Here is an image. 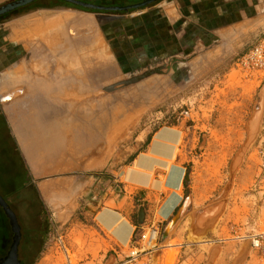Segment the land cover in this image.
Returning a JSON list of instances; mask_svg holds the SVG:
<instances>
[{
  "label": "rangeland",
  "instance_id": "rangeland-1",
  "mask_svg": "<svg viewBox=\"0 0 264 264\" xmlns=\"http://www.w3.org/2000/svg\"><path fill=\"white\" fill-rule=\"evenodd\" d=\"M8 1L0 0V5ZM50 3L55 2H42ZM223 3L177 0L172 5L162 0L155 7L122 14L98 12L101 18L89 17L104 37L97 40L94 35L93 45L97 40L95 45L102 46L105 40L106 58H90V71L78 70L77 76H89L92 85L101 88L147 70L160 68V72L137 83L118 84L115 90L91 97L81 102L78 110L69 111L70 118L91 121L86 130L88 144L99 141L88 163L89 168L96 169L87 175L99 179L77 193L75 211L54 206L49 197H42L36 186L38 180L16 150L20 143L17 134L10 123L3 125L0 114V195L21 225L24 264H264V254L250 243L252 234L264 231V112L260 131L248 142L250 119L262 91L264 101V69L248 71L236 64L242 54L264 41V0H231L230 39L220 33L227 24L226 19L221 21L225 8L219 9V4ZM48 12L54 16L61 13ZM68 13H61L65 16L58 23L74 18L75 12ZM108 15L118 19H105ZM47 20L43 28L50 33L58 23L47 24ZM56 39L46 42L48 47H53L59 40ZM37 57L33 63L39 64L34 67L32 63L33 69L43 66L44 57ZM24 59L0 58V71L14 67L12 74L8 71L2 78L7 75L14 82L28 74L30 81L32 71L23 63L14 66ZM69 59L74 62L71 68L78 59L81 63L88 60L76 59L72 54ZM53 61L57 58L44 59L50 67L47 74L59 80ZM58 65L56 69L62 70L61 65L66 68L62 63ZM16 68H23L22 76H14L19 71ZM60 97L63 100L67 96ZM61 114L65 116L66 112ZM20 115L23 120L25 113ZM173 124L180 125L183 131L181 150L191 174L188 210L164 242L168 221L161 226L158 246L153 250H142L144 244L130 243L120 254L109 251L106 237L93 220L95 211L104 205L112 206L110 200L120 193L116 174L121 175L122 167L131 161L141 136ZM117 125L123 130L112 143L110 135ZM34 128L39 127H30V132L26 129L27 137L34 136ZM75 128L76 133L82 131ZM35 136L28 140L34 150L42 135ZM194 200L197 206L213 200L222 202V206L216 215L201 220L199 211L210 209V204L192 211ZM189 201L188 198L184 208ZM4 226L10 234L8 220L0 208V237Z\"/></svg>",
  "mask_w": 264,
  "mask_h": 264
},
{
  "label": "crops",
  "instance_id": "crops-1",
  "mask_svg": "<svg viewBox=\"0 0 264 264\" xmlns=\"http://www.w3.org/2000/svg\"><path fill=\"white\" fill-rule=\"evenodd\" d=\"M164 1L173 5L177 0ZM222 1L225 4H219V9L225 8L221 12L225 15L221 21L226 19L227 24H223L220 33L224 38L230 39L231 0ZM48 11H59L65 14L69 12L68 15L70 12L75 13L72 16L74 18H70L72 22L69 18L62 23H58L60 19L57 20L58 24L51 28L52 34L48 35V32H45V35H41L42 37H38L39 35L33 36L34 38L26 37L25 34L43 27L45 19L55 17ZM97 13L94 15L80 9H32L25 14L0 21V58H25L19 60L14 66L23 63L27 70L34 74L35 71L41 70L40 75L33 74L30 81L27 74L24 79H16L14 82L9 81L7 75L3 78L1 76L14 70V67L0 71V95L5 92L4 95L11 96L4 102L0 98L3 104L2 109L7 117L6 121L11 124L20 140L19 149L33 177L38 180L37 187L42 197L44 199L49 197L54 206L69 210L73 208V211L77 207L75 206L77 193L85 191L99 179L96 175L87 176L91 170H94L89 168L88 163L94 158L92 157L93 149L99 142L92 146L87 142L90 138L86 130L91 125V121L85 119L80 121L68 116L70 110H78L77 107L81 102L91 98V93L102 88L93 86L89 76L76 74L78 70V72L90 71V58H106V41L104 40L102 46L95 45L100 36L104 39L101 29L89 19L90 16L101 18L102 15L99 16ZM61 15L64 17L63 14ZM105 19L118 18L108 15ZM94 35H97V40L93 45ZM56 38L59 41L53 43V47H48L46 41L52 39L54 41ZM39 54L44 57L42 58L43 66L33 69L31 67L33 58H38ZM71 54L76 59L88 58V60L81 63L78 59V64L71 68V64L74 63L69 59ZM45 58H57V61H53L56 63V68L61 63L66 65V68L62 65L59 67L62 70L53 68L59 72L60 75L57 73L58 77L56 76L59 80H54L47 74V69L50 67L44 62ZM81 64L83 67H80ZM78 65L80 66L76 67ZM14 90L19 92L16 91V93ZM9 91L11 93H8ZM61 94L67 97L61 100L59 99ZM70 94L79 97L74 99L70 97ZM71 101L68 108L69 104L66 106L65 103ZM62 112H66L67 116H63ZM21 113H25L23 120ZM33 126L39 128L33 129L34 136L27 137V130L30 132V127ZM75 127H79L82 131L77 134ZM38 134L42 137L40 140L37 138L34 150V144L29 143L28 140L29 138L33 140ZM141 137V142H138L139 148L131 161L122 167L121 175L118 172L116 174L117 180L119 176V183H121L116 186L120 193L110 200L112 206H101L95 211L93 217L96 227L109 243V251L112 249L117 254L130 245L136 229L145 228L154 222H159L160 227L164 226L165 222L169 221L182 206L190 187L191 174L182 155L183 131L180 125H163L148 132L147 136ZM30 152L32 155L29 154ZM50 176L55 177L50 178ZM196 203L194 200L196 206H193L192 211L217 202L213 200L200 206ZM112 255L116 259V255Z\"/></svg>",
  "mask_w": 264,
  "mask_h": 264
},
{
  "label": "water",
  "instance_id": "water-1",
  "mask_svg": "<svg viewBox=\"0 0 264 264\" xmlns=\"http://www.w3.org/2000/svg\"><path fill=\"white\" fill-rule=\"evenodd\" d=\"M36 1H38V0H12V1L5 3V4L0 6V16L4 15L6 13L12 12L15 9H18L20 7L30 5ZM62 1L74 4L77 6H81V7L87 8V9L107 10V11H122V10H129L132 8L142 7V6L148 5L150 3H153L157 0H144V1L139 2V3L130 4V5H126V6H103V5H98V4H95L92 2H86L83 0H62ZM157 72H160V68L147 70L141 74L133 76L132 78H130L128 80H124V81H121L119 83L111 84L109 86H103L100 90H98L94 93H91L90 96L91 97H98L99 95H101L105 92H111V91L115 90L117 88L118 84L128 85L131 83H137V82L143 80L144 78H147V77H149V76H151ZM0 102H1V100H0ZM263 102L264 101H263V91H262V93L260 94L259 100H258V105L255 108V109H257L262 104V115L264 112ZM188 198L190 199L189 204L184 208L185 202L187 201ZM190 203H191V197L188 196L184 200L182 206L179 208L177 213L168 221V223L164 227V231H163V236H162L163 242L169 237L171 231L173 230V228L175 227L177 222L181 219V217L188 210ZM0 205L3 207L5 214L9 218L10 224L12 226V230L15 233L14 242H13V245L11 247V250L9 251L8 255L5 258L0 260V264H20V262L18 260V245H19L20 238H21L20 225L17 221L15 213L9 207V205L7 204V202L5 201V199L1 195H0ZM211 206L216 208V211L213 214H209L208 217L211 215L212 216L216 215L218 213V211L221 209L222 202H217L216 204L210 205L208 207H211ZM206 208L199 211V215H201ZM201 217H202V215H201ZM173 220H174V222H173ZM171 223H172V225H171Z\"/></svg>",
  "mask_w": 264,
  "mask_h": 264
},
{
  "label": "flooded vegetation",
  "instance_id": "flooded-vegetation-1",
  "mask_svg": "<svg viewBox=\"0 0 264 264\" xmlns=\"http://www.w3.org/2000/svg\"><path fill=\"white\" fill-rule=\"evenodd\" d=\"M10 1H12V0H10ZM10 1H8V2H10ZM43 1L44 0H38V1H36V2H34L32 4H30V5H26V6H23V7L18 8V9H15L12 12H9V13H6V14L0 16V19L1 18L8 19L12 15L13 16H17V15L25 14V13L28 12V10H30V7L29 6H31L32 8H36V9H40V8L41 9H46V8L40 7V5H43L42 4ZM52 1L55 2L54 3L55 4V7L54 8L73 7V8L80 9V10H84V11L91 10V12L118 13V14H122L124 12H128V11L130 12V10H138V9H144V8H147V7H153V6L157 5L159 2H161L162 0H157V1L153 2V3H150V4L145 5V6H142V7L132 8V9H129V10H122V11L93 10V9H87V8H84V7H81V6H77V5H74V4H71V3H68V2L62 1V0H52ZM83 1L92 2V3L98 4V5H103V6H126V5H130V4H135V3L142 2L144 0H83ZM8 2H5V3H8ZM50 4H53V3H50ZM28 7H29V9H28ZM20 10H22V11H20ZM5 19H3V20H5ZM0 108H1V110L3 112V115H2L3 125L4 126H8L7 124H5V122H7V121H6V117H5L4 111L2 109L1 103H0ZM8 132H9V130H8ZM8 137L11 138L10 132L8 133ZM16 150L21 153L20 149L18 150V147H16ZM20 159H21V161L23 160L22 153H21ZM3 198L5 199V197H3ZM0 208H1L2 212L4 213L5 217L8 220V226H9V231H10V234H9L7 232V227L4 226V232H1L2 233L1 234V237H0V260H1V259L5 258L8 255L9 251L11 250V247H12L13 242H14V235H15V233L12 230V226L10 224L9 218L5 214V211H4V209H3V207L1 205H0ZM17 221H18V219H17ZM20 231H21V238H20V242H19V245H18V260H19L20 264H24V260H23V258L21 256V254H22V252H21L22 251L21 250V244H22V238H23L21 225H20Z\"/></svg>",
  "mask_w": 264,
  "mask_h": 264
},
{
  "label": "built area",
  "instance_id": "built-area-1",
  "mask_svg": "<svg viewBox=\"0 0 264 264\" xmlns=\"http://www.w3.org/2000/svg\"><path fill=\"white\" fill-rule=\"evenodd\" d=\"M236 62L238 67L245 68L248 71L264 69V41L256 44L252 49L242 54ZM160 231L159 222L151 223L145 228H138L134 232L131 243L144 244L142 250H153L158 246ZM251 242L254 248L260 252H264V232L251 236Z\"/></svg>",
  "mask_w": 264,
  "mask_h": 264
},
{
  "label": "bare ground",
  "instance_id": "bare-ground-1",
  "mask_svg": "<svg viewBox=\"0 0 264 264\" xmlns=\"http://www.w3.org/2000/svg\"><path fill=\"white\" fill-rule=\"evenodd\" d=\"M60 13V12H59ZM59 15V16H58ZM65 16V15H64ZM61 18H63L62 17V15L61 14H57V16H55L54 18H51V19H48L46 22H47V24H52V23H56V21L57 20H63V19H61ZM44 26V25H43ZM47 26V25H46ZM42 30V31H41ZM41 31V32H40ZM47 30L46 29H44L42 26H41V28L39 29V30H35V31H33V32H29L28 34H25V36L26 37H32L33 35H35V34H39V33H41V34H39V35H45V32H46ZM53 32V31H52ZM51 33V32H50ZM50 33H48V35L50 34ZM18 35V34H17ZM56 35H58V34H56ZM22 37H25L24 35H21ZM47 37H49V36H47ZM46 38V37H45ZM57 40V39H56ZM45 41V40H44ZM59 41V40H58ZM47 43H50V40H47L46 41ZM53 42V41H52ZM39 63L36 61V62H34L33 63V65H34V67H36L37 65H38ZM21 66V64L19 65V67ZM17 70H19V71H17V73L16 72H14L15 74H14V76H22V74L24 73V71H23V68H16ZM13 71V70H12ZM11 74H12V72H11ZM24 77V76H23ZM26 77V76H25ZM15 92L16 91H18V90H14ZM21 91V90H20ZM19 92V91H18ZM5 93V92H4ZM4 93H2L1 95H0V98L2 99V101L4 102L5 101V99L7 100V99H9L10 97L8 96V95H4ZM8 93H11L10 91L8 92ZM17 93V92H16ZM15 93V94H16ZM7 94V93H6ZM13 96V95H12ZM74 96V95H73ZM8 101V100H7ZM262 104L257 108V109H255V111H254V115L252 116V118L250 119V134H249V140H248V142L256 135V133H257V131H260V129H261V119H262ZM122 130H123V126H121V125H117L114 129H113V131H112V133H111V135H110V141H112V143H113V141L115 140L116 141V139H117V137L121 134V132H122ZM178 139V138H177ZM253 140V139H252ZM111 143V142H110ZM247 145V144H246ZM249 147V146H248ZM247 147V148H248ZM102 160H103V158H102ZM139 162V161H138ZM90 163V162H89ZM92 163V162H91ZM94 163V162H93ZM102 163V162H101ZM96 164V163H95ZM100 166V165H99ZM97 168H99L98 166H97ZM94 169H96V168H94ZM127 174H128V172H127ZM129 174H130V170H129ZM129 174H128V176H129ZM126 178H128L127 176H126ZM62 200V199H61ZM188 203V202H187ZM216 211V208H214V207H212L211 206V208L210 209H208V210H205V211H203V213L201 214L202 215V217H205L206 219H207V217H208V215L209 214H213L214 212ZM200 215V216H201ZM109 217V216H108ZM202 217H201V220H205V219H202ZM108 219V218H107ZM106 219V220H107ZM199 219V218H198ZM105 220V219H104ZM110 220V219H109ZM200 220V221H201ZM173 222H174V220H173ZM172 222V223H173ZM172 223H171V225H172ZM264 232V231H263ZM258 233H261V232H258ZM258 233H254V234H252L251 236H254L255 234H258ZM251 236H250V243H251V245H252V242H251ZM125 241V240H124ZM252 247H253V245H252ZM254 248V247H253ZM256 249V248H255ZM257 250V249H256ZM263 254H264V252H262Z\"/></svg>",
  "mask_w": 264,
  "mask_h": 264
},
{
  "label": "trees",
  "instance_id": "trees-1",
  "mask_svg": "<svg viewBox=\"0 0 264 264\" xmlns=\"http://www.w3.org/2000/svg\"><path fill=\"white\" fill-rule=\"evenodd\" d=\"M40 7H42V8H54L55 4H49V5L43 4V5H40ZM89 11H91V10H89ZM0 114H1V116L3 115L1 108H0ZM5 124H7V122H5Z\"/></svg>",
  "mask_w": 264,
  "mask_h": 264
}]
</instances>
